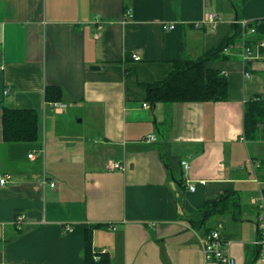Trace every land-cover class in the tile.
<instances>
[{
  "label": "crops",
  "instance_id": "crops-1",
  "mask_svg": "<svg viewBox=\"0 0 264 264\" xmlns=\"http://www.w3.org/2000/svg\"><path fill=\"white\" fill-rule=\"evenodd\" d=\"M209 12L217 23L196 26ZM259 19L264 0H0V264H84L97 223L113 264H218L212 230L236 264H264V134L243 136L246 100L264 97L260 46L244 59L241 38L206 63L227 72V100L154 106L146 88ZM4 106L37 110L36 142L4 141ZM223 195L240 205L208 216Z\"/></svg>",
  "mask_w": 264,
  "mask_h": 264
},
{
  "label": "trees",
  "instance_id": "trees-1",
  "mask_svg": "<svg viewBox=\"0 0 264 264\" xmlns=\"http://www.w3.org/2000/svg\"><path fill=\"white\" fill-rule=\"evenodd\" d=\"M254 28L255 32L246 42L257 44L264 40V19L249 21L244 27L236 24L232 35H228L223 42L213 50L198 59H190L181 55L171 62L167 77L158 82L146 84L147 101L158 103H173L180 101H223L229 98V79L220 69L207 66L209 60L223 58L225 49L236 41H240L244 31ZM183 49V46L181 47ZM264 53V47H260ZM47 101H59L62 91L55 85L46 87ZM3 138L5 142H36L39 137V114L32 108L3 107ZM264 134V97L250 96L245 102L244 110V138L255 140ZM264 194V189H263ZM223 195L215 202L208 203V216L224 214L231 211V205H240L239 198ZM232 203V204H231ZM234 212V210H233ZM237 216V214L235 215ZM102 223L86 226L87 235L84 246V264H113L109 252L95 249L93 245V230L103 226Z\"/></svg>",
  "mask_w": 264,
  "mask_h": 264
},
{
  "label": "built area",
  "instance_id": "built-area-1",
  "mask_svg": "<svg viewBox=\"0 0 264 264\" xmlns=\"http://www.w3.org/2000/svg\"><path fill=\"white\" fill-rule=\"evenodd\" d=\"M127 16H131L130 10L126 12ZM218 17L215 13L209 12L205 16L204 20L202 22H199L196 24V26H201L202 24L205 23H217ZM248 24V22H242V25L245 27ZM165 27L173 28L174 25H166ZM99 28H101V24H99ZM255 29L251 28L246 31H244L243 36H242V41L238 44L241 50V53L243 55L244 59L251 58L253 56V44L251 45L250 43L248 44L246 40L250 37L249 34L254 33ZM260 47H264V41H261L260 43H257ZM235 47L234 44L230 45L225 49V52L229 51L230 49H233ZM136 60L140 59L139 54H134L133 55ZM225 75H227V72H224ZM52 105L56 110H65L68 107V104L63 101H57L53 102ZM146 107H151L150 104L145 103L144 104ZM149 140H154L155 137L154 135H150L148 137ZM33 154L30 155L32 157ZM183 166L186 168H189V163L187 161L182 162ZM121 164L119 162H114L111 164V168H120ZM6 181L5 178L1 179L0 182L4 183ZM51 187H56L57 184L56 182H50ZM194 186H191V189H194ZM264 217L263 215H261ZM258 245L262 247V255L264 256V231L260 232V237L256 241ZM203 244V250L205 254V258L208 261H216L218 264H236V259L231 255L229 252V244L230 241L225 240L219 230H212L210 231L202 240Z\"/></svg>",
  "mask_w": 264,
  "mask_h": 264
},
{
  "label": "water",
  "instance_id": "water-1",
  "mask_svg": "<svg viewBox=\"0 0 264 264\" xmlns=\"http://www.w3.org/2000/svg\"><path fill=\"white\" fill-rule=\"evenodd\" d=\"M155 106V105H154Z\"/></svg>",
  "mask_w": 264,
  "mask_h": 264
}]
</instances>
